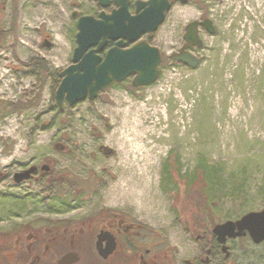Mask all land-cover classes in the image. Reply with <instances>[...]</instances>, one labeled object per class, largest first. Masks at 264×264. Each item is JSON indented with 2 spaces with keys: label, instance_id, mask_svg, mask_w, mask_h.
I'll use <instances>...</instances> for the list:
<instances>
[{
  "label": "rangeland",
  "instance_id": "rangeland-1",
  "mask_svg": "<svg viewBox=\"0 0 264 264\" xmlns=\"http://www.w3.org/2000/svg\"><path fill=\"white\" fill-rule=\"evenodd\" d=\"M115 7L0 0V247L10 248L18 227L51 228L105 209L177 244L181 217L200 194L215 220L264 209V0H173L160 28L142 37L164 55L154 84L135 87L131 76L60 109L59 75L77 46L73 12ZM205 19L216 31L200 28V65L172 60L186 26ZM41 162L62 178L59 188L14 182L15 172Z\"/></svg>",
  "mask_w": 264,
  "mask_h": 264
},
{
  "label": "flooded vegetation",
  "instance_id": "flooded-vegetation-1",
  "mask_svg": "<svg viewBox=\"0 0 264 264\" xmlns=\"http://www.w3.org/2000/svg\"><path fill=\"white\" fill-rule=\"evenodd\" d=\"M199 23L200 31L204 26L202 21ZM115 43L109 41L100 54L104 57ZM186 44L184 35V41L176 52H180ZM193 48L189 49L194 52ZM48 164L41 162L25 166L21 171L36 168L31 177L17 182L15 172L13 180L17 185L45 180V184L59 188L62 184L58 182H62V178L52 174ZM207 197L198 195L194 211L181 217L177 244L161 237L157 230L131 214L107 209L80 222L63 224L56 221L51 228L32 230L31 226L18 227L10 232L8 243H14L16 251L26 253L25 264H59L63 256L72 252L79 255V261L73 264H262L264 253H260L259 249L264 247V240L255 242L248 230L239 235L237 226L229 231L216 232L217 225L236 222L240 218L213 219L207 208L210 204ZM203 200L205 203L202 205ZM214 206L217 210L218 206ZM55 211L60 213L61 210Z\"/></svg>",
  "mask_w": 264,
  "mask_h": 264
},
{
  "label": "water",
  "instance_id": "water-1",
  "mask_svg": "<svg viewBox=\"0 0 264 264\" xmlns=\"http://www.w3.org/2000/svg\"><path fill=\"white\" fill-rule=\"evenodd\" d=\"M107 8L115 4L116 8L110 13L101 11L98 16L80 15L74 11L73 18H77L76 33L77 46L73 52V63L60 74L61 83L56 92L59 108L63 103L73 106L89 98L95 100L98 93L113 83H121L134 75L135 87L154 84L160 76V64L163 54L159 47L142 39L148 33L156 32L165 22L167 13L171 10V0H137L135 13L130 10L131 0H97ZM183 4L189 0H176ZM199 22L194 21L186 28L185 40L187 44L172 58L191 68L200 64V59L189 48H202L203 40L199 35ZM203 25L210 33L216 29L209 19ZM109 41L115 46L110 48L103 57L100 53ZM45 45L50 46L49 42ZM31 167L15 175L20 182L31 177L35 171ZM47 169V168H46ZM235 226L239 235L248 230L252 239L259 243L264 240V210L245 214L238 221H227L217 225L215 231H229ZM79 260L77 252L63 256L59 264H73Z\"/></svg>",
  "mask_w": 264,
  "mask_h": 264
},
{
  "label": "trees",
  "instance_id": "trees-1",
  "mask_svg": "<svg viewBox=\"0 0 264 264\" xmlns=\"http://www.w3.org/2000/svg\"><path fill=\"white\" fill-rule=\"evenodd\" d=\"M1 242L5 243L4 241H1ZM14 245L15 244L12 243L10 248H8V249L3 248V246L0 247V258L4 259L6 262H9V260H10V261H17L18 264H25V262H26V257H25L26 253H22L21 251H16L14 249ZM13 252L16 253L15 257H13ZM21 259H24V261L22 262Z\"/></svg>",
  "mask_w": 264,
  "mask_h": 264
},
{
  "label": "bare ground",
  "instance_id": "bare-ground-1",
  "mask_svg": "<svg viewBox=\"0 0 264 264\" xmlns=\"http://www.w3.org/2000/svg\"><path fill=\"white\" fill-rule=\"evenodd\" d=\"M233 4V3H232ZM233 6H235V5H233ZM126 102H127V100H125ZM131 107V106H130ZM139 127H140V125H139ZM140 128H142L143 130L145 129L144 127H140Z\"/></svg>",
  "mask_w": 264,
  "mask_h": 264
}]
</instances>
